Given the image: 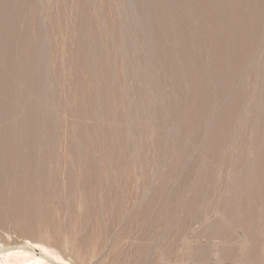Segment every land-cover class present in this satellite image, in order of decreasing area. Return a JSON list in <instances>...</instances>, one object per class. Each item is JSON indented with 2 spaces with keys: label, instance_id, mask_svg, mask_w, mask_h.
I'll list each match as a JSON object with an SVG mask.
<instances>
[{
  "label": "rangeland",
  "instance_id": "1",
  "mask_svg": "<svg viewBox=\"0 0 264 264\" xmlns=\"http://www.w3.org/2000/svg\"><path fill=\"white\" fill-rule=\"evenodd\" d=\"M81 1L82 0H13L14 6H16V3L18 6H16V8L14 7L16 11L13 9L14 12L12 16L10 15L11 18H9L11 33L14 32V35L19 36L20 39L28 37L29 46H31L25 49V53H28V49L31 50L32 46H37V51L40 53L39 57L37 56L34 60L33 65L40 69L39 72H41L43 80H41V85L43 88L40 86V92L35 89L32 90L29 86V81L26 82L27 84L23 90V101L26 102L21 105L26 107L30 106L29 100L36 99L38 95L40 99L43 98L41 101L45 103L42 102V110H44V112L40 110L39 116H44L45 118H47V116L49 117L48 121L44 117H42V119L40 118V126H37V137L39 142L37 143L36 152H34L36 161L77 160V173H74V175L76 174L77 176L75 175L76 178L74 177V179L76 181L78 175L80 176L81 174L83 176L82 180L86 179L85 181H87L86 183L88 184L87 190L89 195L86 197L79 190L75 192L76 195H74V193L72 196L69 195V191L64 192L63 190L62 193H65V195H62L60 198L62 203H60L59 200L57 202V199H51V203L49 202L50 207L47 208V214L51 219V224H54V226H51L52 228L50 227L48 231H45L43 236L47 239L44 238L53 248L59 251L68 260H71L73 264H264V180H260L264 179V171H262L261 168L259 170L258 167V162L264 161V20H262V22L260 21L261 23L259 21V23L252 21L253 23H251L252 26L249 31L252 32L246 37L243 35L245 34L243 30L230 29L233 36L227 38V40L224 38L223 34L219 35L217 32L209 31L210 24L206 21L209 17H206V15L203 17V10H201L202 14L200 10H198L204 8L199 0L198 2L196 0H168L169 6L167 12L169 14L166 13V25L162 27L157 24L158 19L155 15L156 7H153L154 0H150L151 3L147 4V6L150 5L147 8V12L146 7L144 8L140 4V0H113L114 4L112 0H83V3ZM188 2L191 4L194 3V5L192 4L191 6ZM225 2L226 7H231L228 5L227 1ZM134 7L137 9H134ZM171 7L173 9H171ZM195 7L197 11L194 10ZM151 9L154 11H150ZM192 9L194 10V14L192 13ZM138 12L139 15H137ZM183 14H185V17ZM195 14L198 17L194 16ZM180 17L182 19H180ZM262 19H264V14L262 15ZM132 20L135 21L133 22ZM223 20L228 24L226 21L228 20L227 18H223ZM91 21H93V23H91ZM193 21L194 24H192ZM198 23H200V26ZM129 24L130 26H128ZM173 28L174 30H172ZM119 31H122V33ZM203 32H205V34ZM160 33H163L162 35L165 37L164 42L166 45L169 42L166 50L159 47L161 40H159L160 37L158 36ZM212 33L218 35H212ZM34 35H36L35 38ZM209 35H212V37L215 35L217 39H213L223 43L228 42L230 44L231 41L233 47L231 46L228 49H224L212 46V42L216 40H213ZM175 36L176 38H174ZM196 36H200V39ZM144 37L145 39H143ZM79 41H82L81 43H84L83 46H85L81 47L82 44H80ZM148 41L151 45H149ZM171 43H173L174 46L171 45ZM175 43L176 45L178 44L177 47ZM241 44L246 45V49L241 46L246 51L243 50V52V48H240V46L238 47V45ZM82 49L85 51H81ZM175 50L177 51L176 53ZM225 50H227L230 55ZM93 51L95 52L94 56H92ZM221 52L225 55H222ZM5 56H7V54L4 55V57ZM227 56L233 58L231 59ZM219 57L220 59H226L227 63L225 62L226 60L224 63L222 61L223 59L220 61ZM6 58L7 57H5L4 60ZM236 58L238 59L236 60ZM2 59L3 55L0 57V63L3 62ZM215 60L219 62L220 65L216 63ZM106 61L110 64L109 66L112 65V67H108ZM4 63L5 62L1 63L3 64V70L5 69ZM116 64L117 66L115 67ZM104 65L108 67V71H106L107 74L111 73V76L106 75V66ZM118 65L120 68H118ZM100 67L101 69H99ZM137 68L140 69V71L146 70L148 74H146L147 78L149 77L148 82L142 85V87L144 86L143 90L141 86H139L141 83L136 74ZM102 69H104L102 71V73L104 72L103 75L101 73ZM183 69L185 71H183ZM170 70L174 74H172ZM67 71L69 74L66 73ZM130 74L136 75L131 76ZM28 76H30V74H28ZM73 76H76L77 79ZM70 77L71 79H69ZM104 77L108 79L111 78L110 80H112L109 82L107 79L109 87L103 82V85L107 86L106 89H104L105 86L98 84L101 82V78ZM129 77L130 79H128ZM131 79L133 81H131ZM210 81L211 83L208 87ZM89 83L90 85H88ZM236 84L237 86H235ZM100 87H102L101 90L103 89L106 91L104 94L105 96L109 95L108 98H106L107 96L100 95ZM107 88L109 93L112 89L113 91L108 94ZM121 88L123 90H121ZM144 89L146 91H144ZM120 90L124 95L120 94ZM114 91L116 93H114ZM115 94H117V96ZM194 98L196 100H194ZM199 98L203 102H201ZM107 101L109 102L106 103ZM165 108L166 110L163 111ZM45 113L48 114L46 115ZM158 114L161 115L159 116ZM38 127L40 128L38 129ZM140 128L143 129L140 130ZM115 133L117 134L115 135ZM28 149H31L30 145ZM30 151L31 152L27 155L28 158L31 157L30 155L32 154V150ZM109 157H111V159ZM252 166L254 168H252ZM263 167L264 166H262V168ZM62 172H60V174L57 172L58 178L62 179ZM88 173L91 176H88ZM96 176L101 177L96 179ZM65 177L66 174L64 172V180L66 182ZM84 177L85 179H83ZM88 177L90 183L88 182ZM102 177H105V180ZM243 178L246 179V182ZM95 180L99 181L98 188H96L98 185H95ZM106 187H108V189ZM241 188L243 190H241ZM228 201L232 204V207ZM240 202L246 205V211L240 212L236 210L235 207L237 204L239 205ZM90 203H93V205ZM59 207L60 209L58 210ZM223 209L224 211H222ZM38 210L40 209H36L35 207L33 212L36 214ZM223 221L226 222L224 223ZM55 226L58 228L56 229ZM71 226H73V229ZM22 232L24 231L18 228L12 216L8 213L1 212L0 239H2L3 243L12 242L11 246L23 243V237L20 236L23 234ZM219 234L220 236H217ZM83 240L84 242H82ZM40 252L41 251L38 249L36 250V253Z\"/></svg>",
  "mask_w": 264,
  "mask_h": 264
},
{
  "label": "bare ground",
  "instance_id": "2",
  "mask_svg": "<svg viewBox=\"0 0 264 264\" xmlns=\"http://www.w3.org/2000/svg\"><path fill=\"white\" fill-rule=\"evenodd\" d=\"M83 1V0H82ZM81 1V2H82ZM101 1V0H100ZM115 1V0H114ZM129 1V0H128ZM141 1V5L145 8L146 7V12H147V8L150 6H147V4L151 3L150 0H140ZM174 1V0H173ZM177 1V0H176ZM185 1V0H184ZM188 1V0H186ZM195 1V0H194ZM198 2V0H196ZM201 2V5L202 7L204 8H200L198 10H203V17L206 15V17H209L208 20H206L210 26H209V31H213V32H217L219 35H224V38H231L232 35V32H230V29L234 30V29H241L243 30V32L245 34V37L249 34H251L250 31V28L252 26L251 23H253L254 21L256 22H262V15L264 14V0H225L227 1L228 5H230L231 7H226V2L224 0H199ZM27 2V1H26ZM125 2V1H124ZM134 2V1H133ZM132 2V3H133ZM138 2V1H137ZM172 2V1H171ZM179 2V1H178ZM193 2V1H191ZM83 3V2H82ZM97 3V2H96ZM112 3H113V0H112ZM153 3V1H152ZM181 3V2H180ZM190 3V2H188ZM114 4V3H113ZM138 4V3H136ZM155 4V5H154ZM154 4H153V7L155 6L156 7V17H157V24L158 26H165L166 25V21H167V17H166V13L167 10H168V6H169V3H168V0H154ZM171 4V3H170ZM178 4V3H177ZM182 4H183V1H182ZM191 4V3H190ZM189 4V5H190ZM194 5V3H192ZM191 4V6H192ZM198 4V5H199ZM15 4L13 3V0H0V57H2L3 55V62H5V69L3 70L2 68V65L1 62L0 63V214L1 212L2 213H8L10 216H12L14 222L16 223V225L18 226V228L21 230V231H24L22 232L23 234L19 235L21 237H23V243H18L17 245H14V246H11L12 242L10 243H3L2 239H0V264H73L71 260H68L65 256H63L59 251H57L55 248H53L51 246V244L46 240L47 238L45 236H43V234L45 233V231H48L49 228L51 226H54V224L52 225L51 223V219L49 218L48 214H47V208L50 207L49 205V202L52 201L51 199H54L56 200L57 199V202L59 200L60 203L61 200V196L62 195H65V193L63 194V190L64 192H68L69 191V195H73L75 192H77V190H79L80 192H82L84 194V196L86 197L87 195H89V192H88V188H87V181H85V177L83 179L85 180H82V175L80 174V176L78 175V179L75 181L74 177V173H77L76 169H77V160L75 161H36V158H35V154L34 152H36V149H37V143L39 142V139L37 137V126L39 125L40 126V120L42 119V117L44 116H39V112L40 110L42 112H44V110H42V106H43V103L44 101H41L42 99H40L37 95V98L34 99V100H29V104L30 106H21L23 105L24 102L26 101H23V90H24V87L25 85L27 84L26 82L29 81V86L31 87L32 90H37L40 92V86H42V77H41V72L39 68H36L34 65H33V62L34 60L37 58V56L39 57L40 53H38V49H37V46L34 47L32 46L31 47V50L28 49V53L26 54L25 53V49L29 48V42H28V37H25V38H22L20 39L19 36H15L14 35V32L11 33L10 31V27H9V18L10 15L12 16L13 12H14V7L16 8L17 3H16V6H14ZM84 5V4H83ZM95 5V4H94ZM99 5V4H98ZM181 5V4H180ZM188 5V6H189ZM100 6V5H99ZM107 6V5H106ZM135 6V5H134ZM140 6V5H139ZM187 6V7H188ZM200 6V7H201ZM23 7V6H22ZM174 7V6H173ZM178 7V6H177ZM197 7V6H196ZM196 7L194 8V10L197 11ZM101 8V7H100ZM118 8V7H117ZM191 8V7H190ZM198 8V7H197ZM14 9V10H13ZM21 9V8H20ZM98 9V8H97ZM113 9V8H112ZM116 9V7H115ZM134 9H137L134 7ZM171 9H173L171 7ZM185 9V8H184ZM139 10V9H138ZM178 10V9H177ZM189 10V9H188ZM193 10V9H192ZM191 10V11H192ZM194 10H193V14H194ZM16 11V10H15ZM20 11V10H19ZM79 11V10H78ZM109 11V10H108ZM121 11V10H120ZM123 11V9H122ZM121 11V12H122ZM129 11V9H128ZM150 11H154L153 9H151ZM179 11V10H178ZM182 11V10H181ZM104 12V11H103ZM185 12V11H184ZM183 12V13H184ZM199 12V13H200ZM112 13V12H111ZM114 13V12H113ZM131 13V12H130ZM171 13V11H170ZM174 13V12H173ZM191 13V12H190ZM189 13V14H190ZM197 13V12H196ZM198 13V14H199ZM87 14V13H86ZM119 14V13H118ZM121 14V13H120ZM135 14V13H134ZM169 14V13H168ZM179 14V13H178ZM202 14V12H201ZM139 15V12L138 14ZM154 15V14H153ZM152 15V16H153ZM180 15V14H179ZM185 14H183L184 16ZM188 15V14H187ZM191 15V14H190ZM77 16V15H76ZM82 16V15H81ZM85 16H89V15H85ZM100 16V15H99ZM143 16V15H142ZM150 16V15H149ZM182 16V17H183ZM196 16V14L194 15ZM18 17V16H17ZM84 17V16H83ZM91 17V16H90ZM94 17V16H92ZM101 17V16H100ZM104 17V16H103ZM171 17V16H170ZM185 17V16H184ZM183 17V18H184ZM198 17V16H196ZM202 17V16H201ZM205 17V18H206ZM79 18V17H78ZM141 18V17H139ZM223 18H227L228 20L226 24L223 20ZM24 19V18H23ZM95 19V18H94ZM113 19V18H112ZM131 19V18H130ZM136 19V18H135ZM173 19V18H172ZM178 19V18H177ZM180 19H182L180 17ZM187 19V18H186ZM185 19V21H186ZM191 19H194V18H191ZM190 19V20H191ZM243 19V20H241ZM79 20V19H78ZM91 20V19H90ZM93 20V19H92ZM101 20V19H100ZM111 20V19H110ZM124 20V19H123ZM127 20V19H126ZM125 20V21H126ZM129 20V19H128ZM149 20V19H148ZM147 20V21H148ZM133 21V20H132ZM135 21V20H134ZM133 21V22H134ZM138 21V20H137ZM181 21V20H180ZM188 21V20H187ZM195 21V20H194ZM194 21L192 24H194ZM201 21V20H200ZM253 21V22H252ZM86 22V21H85ZM97 22V21H96ZM101 22V21H100ZM142 22V21H141ZM146 22V21H145ZM172 22V21H171ZM182 22V21H181ZM196 22V21H195ZM258 22V23H259ZM260 22V23H261ZM11 23H12V20H11ZM19 23V22H18ZM91 23H93V21H91ZM113 23V22H112ZM119 23V22H118ZM177 23V22H176ZM185 23V22H184ZM189 23V22H188ZM16 24V22H15ZM100 24V23H99ZM111 24V23H110ZM117 24V22H116ZM115 24V26H116ZM120 24V23H119ZM125 24V23H124ZM138 24V23H137ZM141 24V23H140ZM169 24V22H168ZM178 24V23H177ZM183 24V22H182ZM186 24V23H185ZM199 26H200V23H198ZM257 24V23H256ZM85 25V24H84ZM90 25V24H89ZM92 25V24H91ZM149 25V24H148ZM155 25V24H154ZM170 25V24H169ZM173 25V24H172ZM19 26V25H18ZM82 26V25H81ZM107 26V25H106ZM121 26V25H120ZM130 26V24L128 25ZM177 26V25H176ZM175 26V28H176ZM180 26V25H179ZM197 26V25H196ZM195 26V27H196ZM255 26V25H254ZM86 27V26H85ZM90 27V26H89ZM99 27V26H98ZM136 27V26H135ZM146 27V26H145ZM181 27V26H180ZM185 27V26H184ZM202 27V26H201ZM264 27V26H263ZM110 28V27H109ZM154 28V27H153ZM169 28V27H168ZM179 28V27H178ZM199 28V27H198ZM62 29V28H61ZM95 29V28H94ZM127 29V28H126ZM181 29V28H180ZM205 29V28H204ZM254 29V28H253ZM252 29V30H253ZM257 29V28H256ZM77 30V29H76ZM83 30V29H82ZM85 30V29H84ZM92 30V29H90ZM100 30V29H99ZM105 30V29H104ZM155 30V29H154ZM174 30V28L172 29ZM182 30V29H181ZM19 31V30H18ZM114 31V30H113ZM117 31V30H116ZM156 31V30H155ZM208 31V29H207ZM254 31V30H253ZM258 31V30H256ZM24 32V31H23ZM80 32V31H78ZM101 32V30H100ZM109 32V31H108ZM122 33V31H119ZM130 32V30H129ZM170 32V31H169ZM179 32V31H178ZM235 32V31H234ZM249 32V33H248ZM73 33V32H72ZM103 33V31H102ZM131 33V32H130ZM146 33V31H145ZM167 33V32H166ZM176 33V32H175ZM174 33V34H175ZM184 33V32H183ZM205 34V32H203ZM221 33V34H220ZM254 33V32H253ZM16 34V33H15ZM94 34V33H93ZM105 34V33H104ZM108 34V33H107ZM115 34V33H114ZM136 34V33H135ZM154 34V33H152ZM163 33H160L158 37H160L159 40L160 41V45L159 47L160 48H163L166 50L167 48V45L166 43L164 42V38L163 37L164 35H162ZM178 34V33H177ZM187 34V33H186ZM194 34V33H193ZM215 34V33H212V35ZM218 34H215L216 36ZM41 35V34H40ZM99 35V34H98ZM113 35V34H112ZM111 35V36H112ZM147 35V34H145ZM176 35V34H175ZM181 35V34H180ZM179 35V36H180ZM201 35V34H200ZM212 35H209L212 37ZM214 35L213 38H216L217 37ZM239 35V34H238ZM248 35V36H249ZM36 35H34V38H35ZM50 36V35H49ZM73 36V35H72ZM85 36V35H84ZM90 36V35H89ZM171 36V35H170ZM186 36V35H185ZM184 36V37H185ZM191 36V35H190ZM208 36V37H209ZM242 36V35H240ZM256 36V35H255ZM260 36V35H259ZM80 37V36H79ZM113 37V36H112ZM136 37V36H135ZM188 37V35H187ZM197 37V36H196ZM200 37V36H199ZM197 37V38H199ZM220 37V36H219ZM244 37V36H243ZM253 37V36H252ZM263 37V36H262ZM44 38V37H42ZM76 38V37H75ZM108 38V37H107ZM132 38V37H131ZM137 38V37H136ZM152 38V37H151ZM176 38V36L174 37ZM186 38V37H185ZM192 38V37H191ZM80 39V38H79ZM98 39V38H97ZM100 39V38H99ZM145 39V37L143 38ZM168 39V38H166ZM181 39H182V36H181ZM200 39V38H199ZM207 39V38H206ZM211 39V38H210ZM216 39H213V40H216ZM22 40V41H21ZM47 40V39H46ZM84 40V39H83ZM122 40V39H120ZM137 40V39H136ZM135 40V41H136ZM148 40V39H147ZM184 40V38H183ZM182 40V41H183ZM225 40V39H224ZM223 40V41H224ZM228 40V39H227ZM247 40V39H246ZM245 40V41H246ZM145 41V40H144ZM152 41V40H151ZM226 41V40H225ZM230 41V39H229ZM254 41V40H253ZM47 42V41H46ZM80 42V41H79ZM82 42V41H81ZM81 47L83 46L84 43H81ZM90 42V41H89ZM122 42V41H120ZM134 42V41H133ZM149 42V41H148ZM186 42V41H185ZM188 42V41H187ZM203 42V41H202ZM41 43V42H40ZM49 43V42H48ZM58 43V42H57ZM87 43V42H86ZM93 43V42H92ZM114 43V42H113ZM207 43V42H205ZM260 43V42H259ZM33 44V43H32ZM45 44V43H43ZM130 44V43H129ZM134 44V43H132ZM141 44V43H140ZM148 44V43H146ZM190 44V43H189ZM211 44V43H210ZM262 44V43H261ZM260 44V46H261ZM34 45V44H33ZM50 45V44H49ZM79 45V44H78ZM149 45H151V43L149 42ZM157 45V46H158ZM171 45H173V43H171ZM170 45V47H171ZM176 45V43H175ZM180 45V43H179ZM186 45V43H185ZM188 45V44H187ZM195 45V44H194ZM193 45V46H194ZM248 45V44H247ZM53 46V45H52ZM57 46V45H56ZM60 46V45H59ZM85 46V45H84ZM83 46V47H84ZM92 46V44H91ZM96 46V44H95ZM102 46V45H101ZM128 46V45H127ZM132 46V45H131ZM156 46V47H157ZM174 46V45H173ZM178 46V44L176 45V47ZM184 46V45H183ZM182 46V47H183ZM199 46V45H198ZM201 46V45H200ZM212 46H215V47H220V48H224V49H228L229 47L232 46L231 44V41H230V44L228 42H221V41H214L212 42ZM240 46V48H245V44H241V45H238V47ZM243 46V47H241ZM252 46V45H250ZM75 47V46H74ZM88 47V46H87ZM90 47V46H89ZM106 47V46H105ZM104 47V48H105ZM116 47V46H115ZM135 47V46H134ZM146 47V45H145ZM150 47V46H149ZM148 47V48H149ZM169 47V48H170ZM233 47V46H232ZM249 47V46H248ZM254 47V46H252ZM120 48V47H119ZM123 48V47H122ZM147 48V47H146ZM210 48V47H209ZM244 48L242 49V51L244 50ZM41 49V47H40ZM91 49V48H90ZM93 49V48H92ZM172 49V48H171ZM185 49V48H184ZM206 49V48H205ZM239 49V48H238ZM246 49V48H245ZM55 50V49H54ZM98 50V48H97ZM112 50V49H111ZM118 50V49H117ZM143 50V48H142ZM150 50V49H149ZM155 50V49H154ZM195 50V49H194ZM41 51V50H40ZM51 51V50H50ZM81 51H85L84 49H82ZM80 51V52H81ZM102 51V50H101ZM119 51V50H118ZM126 51V50H124ZM148 51V50H147ZM183 51V50H182ZM202 51V50H201ZM217 51V50H216ZM215 51V52H216ZM223 51V49H222ZM227 53L228 51L225 50ZM246 51V50H244ZM243 51V52H244ZM46 52V51H45ZM96 52H99V51H96ZM122 52V51H121ZM136 52V51H135ZM145 52V51H144ZM177 51L175 50V53ZM184 52V51H183ZM191 52V51H190ZM209 52V51H207ZM211 52V51H210ZM225 52V53H226ZM242 52V53H243ZM55 53V52H54ZM83 53V52H81ZM89 53V52H88ZM101 53V52H100ZM143 53V52H142ZM153 53V52H152ZM155 53V51H154ZM181 53V52H180ZM202 53V52H201ZM222 55H225L223 54V52H221ZM226 53V54H227ZM241 53V54H242ZM247 53V52H246ZM252 53V52H251ZM2 54V55H1ZM5 57H7L5 60H4V55H6ZM73 54V53H72ZM92 56H94L95 52L93 51L92 52ZM122 54V53H121ZM120 54V55H121ZM129 54V53H128ZM127 54V55H128ZM131 54V52H130ZM167 54V53H166ZM203 54V53H202ZM210 54V53H209ZM217 54V53H216ZM229 54V53H228ZM42 55V54H41ZM85 55V54H84ZM87 55V54H86ZM156 55V54H155ZM219 55V54H218ZM221 55V56H222ZM230 55V54H229ZM264 55V54H263ZM262 55V56H263ZM43 56V55H42ZM50 56V55H49ZM71 56V55H70ZM90 56V57H92ZM116 56V55H115ZM119 56V55H117ZM129 56V55H128ZM134 56V55H133ZM167 56V55H165ZM207 56V55H206ZM240 56V55H239ZM82 57V56H81ZM86 57H89V56H86ZM96 57V56H95ZM124 57V56H123ZM150 57V56H149ZM158 57H159V54H158ZM179 57V56H178ZM218 57V56H217ZM228 57V56H227ZM230 57V56H229ZM228 57V58H229ZM257 57V56H256ZM93 58V57H92ZM97 58V57H96ZM135 58V57H134ZM139 58V57H138ZM147 58V57H145ZM155 58V57H154ZM172 58V56H171ZM175 58V57H174ZM173 58V59H174ZM216 58V57H215ZM231 58V57H230ZM233 58V57H232ZM231 58V59H232ZM248 58V57H247ZM262 58V57H261ZM95 59V58H94ZM93 59V60H94ZM118 59V58H117ZM123 59V58H122ZM153 59V58H152ZM159 59V58H158ZM190 59V58H189ZM220 59V57H219ZM223 59V58H221ZM220 59V61H221ZM238 58H236L237 60ZM240 59V58H239ZM251 59V58H250ZM263 59V58H262ZM261 59V60H262ZM70 60V59H69ZM109 60V59H108ZM128 60V59H127ZM150 60V59H149ZM179 60V58H178ZM192 60V59H191ZM201 60V59H200ZM226 60V59H225ZM224 59L222 60L223 62L225 61ZM229 60V59H228ZM234 60V59H233ZM248 60V59H247ZM259 60V59H258ZM97 61V60H96ZM137 61V60H136ZM164 61V60H163ZM184 61V60H183ZM210 61V60H209ZM216 61V60H215ZM232 61V60H231ZM242 61V59H241ZM260 61V60H259ZM37 62V61H36ZM98 62V61H97ZM188 62V61H187ZM204 62V61H203ZM227 63V60L225 61ZM224 62V63H225ZM251 62V61H250ZM87 63V62H86ZM93 63V62H92ZM107 63V61H106ZM111 63V62H110ZM155 63V61H154ZM161 63V62H160ZM216 63H218L220 65L219 62L216 61ZM222 63V62H221ZM232 63V62H231ZM94 64V63H93ZM97 64V63H96ZM108 64V67H112L109 66L110 64ZM119 64V63H118ZM132 64V63H131ZM148 64V63H147ZM169 64V63H168ZM178 64V63H177ZM185 64V63H184ZM187 64V63H186ZM194 64V63H193ZM209 64V63H208ZM217 64V65H218ZM261 64V62H260ZM46 65V64H44ZM77 65V64H76ZM100 65V64H99ZM128 65V64H127ZM175 65V64H174ZM183 65V64H182ZM205 65V64H204ZM215 65V64H214ZM248 65V64H247ZM254 65V64H253ZM263 65V64H262ZM106 66V65H104ZM114 66V65H113ZM117 66V64L115 65V67ZM129 66V65H128ZM177 66V65H176ZM208 66V65H207ZM228 66V64H227ZM106 66V69L105 71L107 70L108 68ZM114 67V68H115ZM161 67V65H160ZM164 67V66H163ZM167 67V66H166ZM180 67V66H179ZM188 67V66H187ZM189 67H190V64H189ZM192 67V66H191ZM198 67H199V64H198ZM205 67V66H204ZM247 67V66H246ZM255 67V66H254ZM261 67V66H260ZM90 68V67H88ZM104 68V67H103ZM113 68V69H114ZM118 68L119 65H118ZM124 68V67H123ZM126 68V67H125ZM151 68V67H150ZM158 68V67H157ZM165 68V67H164ZM172 68V67H171ZM185 68V67H184ZM244 68V67H243ZM258 68V67H257ZM69 69V68H68ZM101 69V67L99 68ZM98 69V70H99ZM112 69V68H111ZM191 69V68H190ZM221 69V68H220ZM247 69V68H246ZM250 69V68H249ZM263 69V68H262ZM104 69L101 70V73ZM110 70V69H109ZM128 70V69H127ZM145 70V69H144ZM159 70V69H158ZM180 70V69H179ZM197 70V69H196ZM205 70V69H204ZM213 70V69H212ZM239 70V69H238ZM50 71V69H49ZM95 71V70H94ZM108 71V70H107ZM107 71L105 72L106 75H109L107 74ZM110 71H113V70H110ZM109 71V72H110ZM115 71V69H114ZM125 71V70H124ZM157 71V70H156ZM176 71V70H175ZM183 71H185L183 69ZM215 71V70H214ZM245 71V70H244ZM259 71V70H258ZM46 72V70H45ZM51 72V71H50ZM76 72V71H74ZM100 72V71H99ZM117 72V71H116ZM131 72V71H130ZM133 72V71H132ZM136 74H137V77L138 79L140 80V83L141 85V88L143 90V87L142 85H145V83L148 82V78H147V71H140V69L137 68L136 70ZM170 72L172 73V71L170 70ZM169 72V74H170ZM178 72V71H177ZM211 72V71H210ZM68 73V71L66 72ZM94 73V72H93ZM104 73V72H103ZM102 73V75H103ZM135 73V72H134ZM199 73H202V72H199ZM248 73V72H247ZM28 74H30V76H28ZM69 74V73H68ZM100 74V73H99ZM115 74V73H114ZM135 74V75H136ZM147 74V75H146ZM174 74V73H172ZM205 74V73H204ZM239 74V73H237ZM259 74V73H258ZM66 75V74H65ZM84 75V74H83ZM118 75V74H117ZM131 75V74H130ZM129 75V76H130ZM134 75V74H132ZM131 75V76H132ZM134 75V76H135ZM166 75V73H165ZM171 75V74H170ZM186 75V74H185ZM226 75V74H225ZM240 75V74H239ZM255 75V74H254ZM257 75V74H256ZM60 76V75H59ZM108 76V77H109ZM113 76V75H112ZM154 76V74H153ZM161 76V75H160ZM174 76V75H173ZM195 76V75H194ZM203 76V75H202ZM216 76V75H215ZM230 76V75H229ZM243 76V75H242ZM245 76V74H244ZM58 77V76H57ZM76 78V76H73ZM91 77V76H90ZM102 77V76H101ZM114 77V76H113ZM121 77H122V74H121ZM162 77V76H161ZM214 77V76H213ZM232 77V76H231ZM259 77V76H258ZM89 78V77H88ZM105 78V77H104ZM101 78V82L102 84L98 83L99 85L101 86H105L103 85V82L108 86V80L109 82L112 81L108 78ZM132 78V77H131ZM157 78V77H156ZM165 78V77H164ZM181 78V77H180ZM208 78V77H207ZM216 78V77H215ZM222 78V77H220ZM236 78V77H235ZM55 79V78H54ZM71 79V77L69 78ZM77 79V78H76ZM104 79V80H103ZM108 79V80H107ZM130 79V77L128 78ZM151 79V78H150ZM160 79V78H159ZM212 79V78H211ZM225 79V78H224ZM231 79V78H229ZM228 79V80H229ZM42 80V81H41ZM88 80V79H87ZM86 80V82H87ZM91 80V79H90ZM94 80V79H93ZM122 80V78H121ZM162 80V79H161ZM169 80V79H168ZM173 80V78H172ZM175 80V79H174ZM187 80V79H186ZM239 80V79H238ZM66 81V80H65ZM76 81V80H75ZM126 81V80H125ZM131 81H133L131 79ZM138 81V80H137ZM153 81V80H152ZM191 81V80H190ZM204 81V80H203ZM213 81V79H212ZM227 81V80H225ZM230 81V80H229ZM169 82V81H168ZM187 82V81H186ZM216 82H220V81H216ZM244 82V81H243ZM57 83V82H56ZM82 83V82H81ZM117 83V82H116ZM153 83V82H152ZM159 83V82H158ZM171 83V82H170ZM210 83L211 81L209 82V85L208 87L210 86ZM213 83V82H212ZM248 83V82H247ZM256 83V82H255ZM65 84V83H64ZM94 84V83H93ZM113 84V82H112ZM138 84V83H137ZM168 84V83H166ZM186 84V83H184ZM224 84V82H223ZM226 84V83H225ZM246 84V83H245ZM257 84V83H256ZM90 85V83L88 84ZM121 85V84H120ZM124 85V84H122ZM163 85V84H162ZM191 85V84H190ZM189 85V86H190ZM198 85V84H197ZM195 85V86H197ZM74 86V85H73ZM76 86V85H75ZM104 89H106V87ZM132 86V85H131ZM136 86V85H135ZM138 86V87H139ZM157 86V85H156ZM155 86V87H156ZM166 86V85H165ZM187 86V85H185ZM184 86V87H185ZM204 86V85H203ZM237 86V84L235 85ZM257 86V85H256ZM109 87V86H108ZM112 87V85H111ZM110 87V89H111ZM122 87V86H121ZM128 87V86H127ZM137 87V86H136ZM153 87V86H152ZM159 87V86H158ZM205 87V86H204ZM207 87V86H206ZM217 87V85H216ZM232 87V86H231ZM243 87V86H242ZM27 88V87H26ZM43 88V86H42ZM70 88V87H69ZM96 88V87H95ZM99 88V87H98ZM102 87H100V90H101ZM135 88V87H134ZM140 88V89H141ZM213 88V87H212ZM237 88V87H235ZM28 89V88H27ZM52 89V88H51ZM67 89V88H66ZM87 89V88H86ZM89 89V88H88ZM93 89V88H92ZM124 89V87H123ZM121 88V90H123ZM151 89V88H150ZM167 89V88H166ZM190 89V88H189ZM188 89V90H189ZM206 89V88H204ZM220 89V88H219ZM77 90V89H76ZM103 90V89H102ZM102 90L100 92V95L101 96H105V90H103V93H102ZM121 90H120V94L121 93ZM127 90V89H126ZM134 90V89H133ZM137 90V89H136ZM152 90V89H151ZM224 90V89H223ZM222 90V91H223ZM226 90V89H225ZM239 90V89H238ZM246 90V89H245ZM31 91V90H30ZM67 91V90H66ZM75 91V90H74ZM108 88H107V93L110 94L113 89L110 91V93L108 92ZM116 91V90H115ZM114 91V93H116ZM144 91H146L144 89ZM160 91V90H159ZM211 91V90H210ZM230 91V90H229ZM255 91V90H254ZM253 91V92H254ZM260 91V90H259ZM97 92H98V89H97ZM124 92H125V89H124ZM130 92V91H129ZM161 92V91H160ZM177 92V91H176ZM197 92V91H196ZM32 93V91H31ZM71 93V92H70ZM77 93V92H76ZM106 93V94H107ZM118 93V92H117ZM150 93V92H149ZM156 93V92H155ZM159 93V92H158ZM164 93V92H163ZM162 93V94H163ZM175 93V92H174ZM173 93V94H174ZM200 93V92H199ZM212 93V91H211ZM97 94V93H96ZM127 94V93H126ZM125 94V96H126ZM134 94V93H132ZM178 94V93H177ZM202 94V93H201ZM222 94V93H221ZM117 96V94H115ZM124 95V94H122ZM129 95V94H128ZM144 95V94H143ZM182 95V94H181ZM185 95V94H184ZM216 95V94H215ZM231 95V94H230ZM235 95V94H234ZM41 96V94H40ZM93 96V95H92ZM107 96V97H106ZM105 97L108 98L109 95H106ZM120 96V95H119ZM124 96V97H125ZM132 96V95H130ZM134 96V95H133ZM146 96V95H145ZM157 96V95H156ZM163 96V95H162ZM222 96V95H221ZM229 96V95H228ZM227 96V97H228ZM249 96V95H248ZM251 96V95H250ZM54 97V96H53ZM144 97V96H143ZM161 97V96H160ZM230 97V96H229ZM68 98V97H67ZM70 98V96H69ZM73 98V97H72ZM75 98V96H74ZM104 98V99H106ZM129 98V97H128ZM135 98V96H134ZM133 98V99H134ZM156 98V97H155ZM174 98V97H173ZM182 98V97H181ZM189 98V97H188ZM196 98V97H195ZM194 98V100H196ZM201 98V96H200ZM199 98V99H200ZM225 98V97H224ZM71 99V98H70ZM77 99V98H76ZM95 99V98H94ZM101 99V98H100ZM138 99V98H137ZM141 99V98H140ZM202 99V98H201ZM200 99V101H201ZM231 99V98H230ZM252 99V98H251ZM73 100V99H72ZM108 100V99H107ZM129 100V99H128ZM131 100V99H130ZM156 100V99H155ZM161 100V99H159ZM203 100V99H202ZM246 100V99H245ZM257 100V99H256ZM93 101V100H92ZM102 101V100H101ZM104 101V100H103ZM135 101V99H134ZM150 101V100H149ZM152 101V99H151ZM183 101V100H181ZM179 101V102H181ZM188 101V100H187ZM206 101V100H205ZM217 101V100H216ZM228 101V100H227ZM238 101V100H237ZM253 101V100H252ZM43 102V103H42ZM71 102V101H70ZM109 101H107L106 103H108ZM116 102V101H115ZM119 102V101H118ZM124 102V101H123ZM132 102V101H131ZM137 102V101H136ZM141 102V101H140ZM162 102V101H161ZM203 102V101H201ZM256 102V101H255ZM67 103V102H66ZM75 103V101H74ZM81 103V102H80ZM100 103V102H99ZM104 103V104H106ZM121 103V102H120ZM130 103V102H129ZM151 103V102H150ZM176 103V102H175ZM182 103V102H181ZM184 103V102H183ZM217 103V102H216ZM225 103V101H224ZM231 103V102H230ZM258 103V102H257ZM262 103V102H261ZM45 104V103H44ZM135 104V103H134ZM138 104V103H137ZM154 104V103H153ZM157 104V103H156ZM200 104V103H199ZM205 104V103H203ZM215 104V103H213ZM109 105V104H108ZM117 105V104H116ZM122 105V104H121ZM151 105V104H150ZM183 105V104H182ZM256 105V104H255ZM45 106V105H44ZM75 106V105H74ZM110 106V105H109ZM112 106V105H111ZM124 106V105H122ZM139 106V105H138ZM160 106V105H158ZM201 106V105H200ZM23 107V108H22ZM93 107V106H92ZM107 107V106H106ZM105 107V108H106ZM121 107V106H119ZM118 107V108H119ZM132 107V106H130ZM148 107V106H147ZM163 107V106H162ZM205 107V106H204ZM223 107V106H222ZM255 107V106H254ZM53 108V107H52ZM96 108V107H95ZM125 108V107H124ZM123 108V109H124ZM150 108V107H149ZM259 108V107H258ZM97 109V108H96ZM111 109V108H110ZM161 109V107H160ZM179 109V108H178ZM215 109V108H214ZM217 109V108H216ZM46 110V109H45ZM73 110V109H72ZM76 110V109H75ZM100 110V109H99ZM98 110V111H99ZM103 110V109H102ZM119 110V109H118ZM128 110V109H127ZM130 110V108H129ZM166 110L163 109V111ZM184 110V109H183ZM242 110V109H241ZM252 110V109H251ZM47 111V110H46ZM65 111V110H64ZM137 111V110H136ZM188 111V110H187ZM218 111V110H217ZM49 112V111H48ZM69 112V111H68ZM93 112V110H92ZM124 112V111H123ZM127 112V111H125ZM132 112V111H131ZM145 112V111H144ZM154 112V111H153ZM178 112V110H177ZM189 112V111H188ZM213 112V111H212ZM211 112V113H212ZM226 112V111H225ZM244 112V111H243ZM50 113V112H49ZM73 113V112H72ZM129 113V112H128ZM136 113V112H135ZM149 113V112H148ZM197 113H198V109H197ZM214 113V112H213ZM41 114V113H40ZM46 115L48 113H45ZM58 114V112H57ZM103 114V113H102ZM113 114V113H111ZM117 114V113H116ZM157 114V113H156ZM162 114V113H161ZM160 114V115H161ZM169 114V113H168ZM188 114V113H187ZM218 114V113H217ZM257 114V113H256ZM264 114V112H263ZM44 115V114H42ZM159 115V114H158ZM159 115V116H160ZM164 115V114H163ZM253 115V114H252ZM65 116V115H64ZM108 116V115H107ZM127 116V115H126ZM124 116V117H126ZM134 116V114H133ZM149 116V115H148ZM155 116V115H154ZM254 116V115H253ZM263 116V115H262ZM69 117V116H68ZM67 117V118H68ZM76 117V116H75ZM80 117V116H79ZM103 117V115H102ZM109 117V116H108ZM143 117V116H142ZM162 117V116H161ZM185 117V116H184ZM199 117V116H198ZM217 117V116H216ZM41 118V119H40ZM45 118V117H44ZM48 116L47 118H45L47 121H48ZM127 118V117H126ZM135 118H136V115H135ZM153 118V117H152ZM159 118V117H157ZM169 118V117H168ZM204 118V117H203ZM90 119V118H89ZM115 119V118H113ZM129 119V118H128ZM161 119V118H160ZM254 119V118H253ZM50 120V119H49ZM79 120V118H78ZM84 120V119H83ZM127 120V119H126ZM158 120V119H157ZM260 120V119H259ZM163 121V120H162ZM182 121V120H181ZM202 121V120H201ZM209 121V119H208ZM246 121V120H245ZM261 121V120H260ZM45 122V121H44ZM43 122V123H44ZM59 122V121H58ZM75 122V121H74ZM77 122V121H76ZM91 122V121H89ZM88 122V123H89ZM134 122V121H133ZM211 122V121H210ZM39 123V124H38ZM71 123V121H70ZM80 123V122H79ZM99 123V122H98ZM168 123V122H167ZM236 123V122H235ZM234 123V124H235ZM245 123V122H244ZM75 124V123H74ZM92 124V123H91ZM106 124V123H105ZM146 124V123H145ZM152 124V123H151ZM202 124V123H201ZM205 124V123H204ZM233 124V125H234ZM238 124V123H237ZM260 124V123H259ZM258 124V125H259ZM72 125V123H71ZM89 125V124H88ZM99 125V124H97ZM133 125V123H132ZM137 125V124H136ZM164 125V124H163ZM221 125V124H220ZM247 125V124H246ZM92 126V125H91ZM90 126V127H91ZM106 126V125H105ZM135 126V124H134ZM188 126V125H187ZM111 127V126H110ZM130 127V126H129ZM141 127V126H140ZM152 127V126H151ZM237 127V126H236ZM241 127V126H240ZM254 127V126H253ZM40 127H38L39 129ZM76 128V127H75ZM82 128V127H81ZM116 128V127H115ZM121 128V127H120ZM119 128V130H120ZM125 128V127H124ZM147 128V127H146ZM158 128V127H157ZM233 128V127H232ZM243 128V127H242ZM65 129V128H64ZM105 129V128H104ZM117 129V128H116ZM115 129V130H116ZM126 129V128H125ZM130 129V128H129ZM135 129V128H133ZM143 129V128H140V130ZM149 129V128H148ZM151 129V128H150ZM185 129V128H184ZM188 129V128H187ZM190 129V128H189ZM228 129V128H227ZM234 129V128H233ZM70 130V129H69ZM87 130V128H86ZM99 130V128H98ZM123 130V129H122ZM139 130V129H138ZM161 130V129H160ZM173 130V129H172ZM203 130V129H202ZM243 130V129H242ZM74 131V130H73ZM101 132V130H99ZM118 131V130H116ZM127 131V130H126ZM130 131V130H129ZM197 131V130H196ZM142 132V131H141ZM173 132V131H172ZM208 132V131H207ZM99 133V132H98ZM112 133V132H111ZM146 133V132H145ZM204 133V131H203ZM68 134V133H67ZM117 133H115L116 135ZM153 134V133H152ZM157 134V133H156ZM50 135V134H49ZM193 135V133H192ZM200 135V134H199ZM207 135V134H206ZM255 135V134H254ZM253 135V136H254ZM76 136V135H75ZM83 136V135H82ZM90 136V135H89ZM94 136V135H93ZM96 136V134H95ZM202 136V135H201ZM100 137V136H99ZM134 137V136H133ZM188 137V136H187ZM205 137V135H204ZM264 137V136H263ZM46 138V137H45ZM101 138V137H100ZM103 138V137H102ZM142 138V137H140ZM193 138V137H192ZM239 138V137H238ZM255 138V137H254ZM258 138V137H257ZM61 139V138H60ZM67 139V138H66ZM113 139V138H112ZM133 139V138H132ZM131 139V140H132ZM197 139V138H196ZM91 140V139H90ZM122 140V139H121ZM239 140V139H238ZM245 140V138H244ZM252 140V139H251ZM62 141V140H61ZM141 141V140H140ZM145 141V140H144ZM98 142V141H97ZM101 142V141H99ZM110 142V141H109ZM204 142V141H203ZM67 143V142H66ZM199 143V142H198ZM212 143V142H211ZM263 143V142H262ZM63 144V142H62ZM98 144V143H97ZM108 144V143H107ZM123 144V143H122ZM151 144V142H150ZM195 144V143H194ZM206 144V143H205ZM31 146V149L32 150V154L30 155L31 157L28 158V153L31 152L29 149H28V146ZM60 145V144H59ZM68 145V144H67ZM79 145V144H78ZM82 145V144H81ZM92 145V144H91ZM135 145V144H134ZM172 145V144H171ZM197 145V144H196ZM255 145V144H254ZM70 146V145H69ZM96 146V145H95ZM88 147V146H86ZM117 147V146H116ZM154 147V146H153ZM191 147V146H190ZM49 148V147H48ZM82 148V147H81ZM97 148V147H96ZM139 148V146H138ZM204 148V147H203ZM59 149V148H58ZM95 149V148H94ZM98 149V148H97ZM101 149V148H100ZM123 149V148H122ZM140 149V148H139ZM81 150V149H80ZM85 150V149H84ZM92 150V149H91ZM107 150V149H106ZM112 150V149H111ZM152 150V149H151ZM169 150V149H168ZM77 151H78V148H77ZM83 151V150H82ZM95 151V150H94ZM93 151V152H94ZM119 151V150H118ZM117 151V152H118ZM121 151V150H120ZM126 151V150H125ZM155 151V150H154ZM209 151V150H208ZM92 152V151H91ZM100 152V151H98ZM111 152V151H109ZM139 152V151H138ZM147 152V151H146ZM205 152V151H204ZM203 152V153H204ZM226 152V151H225ZM66 153V152H65ZM108 153V152H107ZM126 153V152H124ZM61 154V153H60ZM72 154V153H71ZM102 154V153H101ZM114 154V153H113ZM120 154V153H119ZM139 154V153H138ZM165 154V153H164ZM229 154V153H228ZM227 154V155H228ZM79 155V154H78ZM96 155V154H95ZM100 155V154H99ZM158 155V154H157ZM179 155V154H177ZM200 155V154H199ZM209 155V154H208ZM69 156V155H68ZM102 156V155H100ZM205 156V155H204ZM226 156V155H225ZM57 157V156H56ZM66 157V156H64ZM72 157V156H71ZM75 158V157H74ZM105 158V157H103ZM111 159V157H109ZM125 158V157H124ZM134 158V156H133ZM163 158V157H162ZM65 159V158H64ZM81 159V158H80ZM145 159V158H144ZM157 159V158H156ZM97 160V159H96ZM106 160V159H105ZM115 160V159H114ZM89 161V160H88ZM91 161V160H90ZM116 161V160H115ZM118 161V160H117ZM147 161V160H146ZM177 161V160H176ZM206 161V160H205ZM256 161V160H255ZM103 162V161H101ZM105 162V161H104ZM128 162V161H127ZM132 162V161H131ZM187 162V161H186ZM237 162V161H236ZM249 162V161H248ZM82 163V162H81ZM100 163V161H99ZM110 163V161H109ZM124 163V162H123ZM85 164V163H84ZM97 164V163H96ZM105 164V163H103ZM180 164V163H179ZM235 164V163H234ZM106 165V164H105ZM108 165V164H107ZM116 165V164H115ZM149 165V164H148ZM229 165V164H228ZM256 165V164H255ZM130 166V165H129ZM158 166V165H157ZM178 166V165H177ZM212 166V165H211ZM236 166V165H235ZM262 166H264V161H259L258 162V167H259V170L260 168L263 170ZM84 167V166H83ZM89 167V166H88ZM210 167V166H209ZM234 167V166H233ZM251 167V166H250ZM80 168V167H79ZM252 168H254L252 166ZM94 169V168H93ZM92 169V170H93ZM251 169V168H250ZM249 169V170H250ZM116 170V169H115ZM122 170H125V169H122ZM207 170V169H206ZM213 170V169H212ZM229 170V169H228ZM227 170V171H228ZM244 170V169H242ZM64 171L65 174H66V182L64 180ZM82 171H85V170H82ZM101 171V170H99ZM99 171H98V174H99ZM120 171V170H119ZM159 171V170H158ZM205 171V170H204ZM234 171V170H233ZM57 172H62V179L61 178H58L57 176ZM110 172V171H109ZM115 172V171H114ZM118 172V171H117ZM116 172V174H117ZM138 172V171H137ZM242 172V171H241ZM244 172V171H243ZM84 173V172H83ZM90 173V172H89ZM88 173V174H89ZM97 173V172H96ZM159 173V172H158ZM240 173V172H239ZM249 173V172H247ZM87 174V173H86ZM85 174V175H86ZM93 174V173H92ZM113 174V173H112ZM134 174V173H133ZM136 174V173H135ZM251 175V174H250ZM259 175V174H258ZM61 176V175H60ZM77 176V175H76ZM88 176H91L90 174ZM108 176V175H107ZM118 176V175H117ZM130 176V175H129ZM134 176V175H133ZM132 176V177H133ZM211 176V175H210ZM248 176V175H246ZM101 177V176H100ZM100 177H97L96 176V179L97 178H100ZM146 177V176H145ZM76 178V177H75ZM91 178V177H90ZM95 178V176H94ZM103 178V177H102ZM105 178V177H104ZM103 178V179H104ZM109 178V177H108ZM117 178V177H116ZM120 178V177H119ZM213 178V177H212ZM246 178V177H245ZM80 179V181H79ZM88 179V182H89V177L87 178ZM240 179V178H239ZM244 179V178H243ZM105 180V179H104ZM115 180V179H113ZM121 180V179H120ZM128 180H129V177H128ZM127 180V181H128ZM132 180V179H131ZM139 180V179H138ZM260 180H264V179H260ZM259 180V181H260ZM96 181V180H95ZM94 181V182H95ZM116 181V180H115ZM126 181V180H125ZM201 181V180H200ZM237 181V180H236ZM241 181V180H240ZM239 181V182H240ZM244 181L246 182V179H244ZM248 181V180H247ZM253 181V180H252ZM257 181V180H256ZM78 182V183H77ZM98 182L99 181H96L95 185H98ZM114 182V181H113ZM117 182V181H116ZM120 182V181H119ZM199 182V181H198ZM230 182V181H229ZM235 182V181H234ZM251 182V181H249ZM90 183V182H89ZM105 183V182H103ZM132 183V182H131ZM232 183V182H231ZM107 184V183H106ZM128 184V183H126ZM241 184V183H240ZM246 184V183H245ZM94 185V184H93ZM101 185V184H100ZM108 185V184H107ZM116 185V183H115ZM114 185V186H115ZM131 185V184H130ZM234 185V183H233ZM244 185V184H243ZM252 185V183H251ZM258 185V183H257ZM256 185V186H257ZM92 186V185H91ZM90 186V187H91ZM129 186V185H128ZM263 186V185H262ZM89 187V186H88ZM99 185L96 187L98 188ZM116 187V186H115ZM118 187H119V184H118ZM245 187V185H244ZM243 187V189H244ZM255 187V186H253ZM260 187V186H258ZM92 188V187H91ZM95 188V189H96ZM104 188V187H103ZM108 189V187H106ZM196 188V187H195ZM93 189V188H92ZM241 188V190H243ZM246 189V187H245ZM244 189V191H245ZM252 189V187H251ZM99 190V189H98ZM126 190V188H125ZM130 190H131V187H130ZM129 190V191H130ZM194 190V189H193ZM207 190V189H206ZM247 190V189H246ZM90 191V189H89ZM94 191V190H93ZM103 191V190H102ZM111 191V190H110ZM127 191V190H126ZM202 191V190H201ZM239 191V190H238ZM104 192V191H103ZM131 192V191H130ZM203 192V191H202ZM205 192V191H204ZM241 192V191H240ZM96 193V192H95ZM129 193V192H128ZM244 193V192H243ZM246 193V192H245ZM254 193V191H253ZM91 194V192H90ZM101 194V193H100ZM106 194V193H105ZM134 194V193H133ZM190 194V193H189ZM76 195V193L74 194ZM109 195V194H108ZM115 195V194H114ZM129 195V194H128ZM127 195V196H128ZM205 195V194H204ZM243 195V194H242ZM241 195V196H242ZM251 195V194H250ZM259 195V194H258ZM68 196V194H67ZM102 196V195H101ZM139 196V195H138ZM208 196V195H207ZM233 196V195H232ZM245 196V195H244ZM243 196V198H244ZM66 197V196H65ZM69 197V196H68ZM67 197V198H68ZM77 197V196H76ZM75 197V198H76ZM113 197V196H112ZM120 197V195H119ZM132 197V196H131ZM201 197H202V194H201ZM99 198V197H98ZM115 198V197H114ZM134 198V197H133ZM187 198V197H186ZM203 198V197H202ZM234 198V197H233ZM240 198V197H239ZM246 198V197H245ZM251 198V197H250ZM63 199V198H62ZM88 199V198H87ZM107 199V198H106ZM158 199V198H157ZM223 199V198H222ZM231 199V197H230ZM70 200V199H69ZM89 200V199H88ZM94 200V199H93ZM98 200V199H97ZM119 200V199H118ZM128 200V199H127ZM134 200V199H133ZM132 200V201H133ZM149 200V199H148ZM203 200V199H202ZM232 200V199H231ZM235 200V199H234ZM241 200V199H240ZM239 200V201H240ZM246 200V199H245ZM252 200V199H251ZM99 201V200H98ZM108 201V200H107ZM129 201V200H128ZM144 201V200H143ZM180 201V200H179ZM238 201V200H236ZM243 201V200H242ZM247 201V200H246ZM79 202V201H78ZM95 202V201H94ZM110 202V201H108ZM121 202V201H120ZM134 202V201H133ZM141 202V201H140ZM51 203V202H50ZM100 203V202H98ZM138 203V202H137ZM143 203V202H142ZM227 203V202H226ZM228 203H230L228 201ZM227 203V204H228ZM234 203V201H233ZM243 203V202H242ZM241 202L239 203V205L237 204V206L235 207L236 210H239L240 212H244L246 211V205L245 204H242ZM55 204H58V203H55ZM91 204V203H90ZM108 204V203H107ZM122 204H125V203H122ZM146 204V203H145ZM186 204V203H185ZM189 204V203H188ZM192 204V203H191ZM194 204V203H193ZM196 204V203H195ZM222 204V203H221ZM225 204V203H224ZM231 204V203H230ZM67 205V204H66ZM93 205V203L91 204ZM148 205V204H147ZM216 205V204H215ZM236 205V204H235ZM57 206V205H55ZM71 206V205H70ZM104 206V205H103ZM36 207V209H40L38 210V212L35 214L33 212V209ZM76 207V206H75ZM94 207V206H93ZM96 207V206H95ZM100 207V206H99ZM231 207H232V204H231ZM80 208V207H79ZM104 208V207H103ZM121 208V207H120ZM132 208V207H131ZM146 208V207H144ZM60 209V207L58 208V210ZM98 209V208H97ZM106 209V207H105ZM124 209V208H123ZM126 209V208H125ZM147 209V208H146ZM185 209V208H183ZM113 210V208H112ZM187 210V209H186ZM216 210V209H215ZM235 210V211H236ZM87 211V210H86ZM93 211V210H92ZM97 211V210H96ZM100 211V210H99ZM105 211V210H104ZM107 211V210H106ZM125 211V210H124ZM167 211V210H166ZM165 211V212H166ZM224 211V209L222 210ZM233 211V210H232ZM238 211V213H239ZM64 212V211H63ZM67 212V211H66ZM114 212V211H113ZM119 212V211H118ZM126 212V211H125ZM188 212V211H187ZM227 212V210H226ZM234 212V211H233ZM248 212V211H247ZM55 213V212H54ZM59 213V212H58ZM124 213V212H123ZM121 213V214H123ZM194 213V212H193ZM224 213V212H223ZM235 213V212H234ZM57 214V213H56ZM55 214V215H56ZM76 214V213H75ZM90 214V213H88ZM110 214V213H109ZM254 214V213H253ZM65 215V214H64ZM70 215V214H69ZM82 215V214H81ZM94 215V214H93ZM95 215H98V214H95ZM223 215V214H222ZM229 215V214H228ZM233 215V214H232ZM240 215V214H239ZM59 216V215H58ZM106 216V215H105ZM134 216V215H133ZM160 216V215H159ZM165 216V215H164ZM161 217V216H160ZM232 217V216H231ZM230 217V218H231ZM2 218V217H1ZM7 218H8V215H7ZM117 218V217H116ZM167 218V217H166ZM173 218V217H171ZM10 219V218H9ZM64 219V218H63ZM76 219V218H74ZM102 219V218H101ZM168 219V218H167ZM233 219V218H232ZM236 219V218H235ZM245 219V218H244ZM132 220V219H131ZM134 220V219H133ZM161 220V219H160ZM159 220V221H160ZM100 221V220H99ZM231 221V220H230ZM233 221V220H232ZM5 222V220H4ZM10 222V221H8ZM13 222V221H12ZM61 222V221H60ZM65 222V221H64ZM74 222V221H73ZM89 222V221H88ZM224 222V221H223ZM226 222V221H225ZM224 222V223H225ZM237 222V221H236ZM2 223V222H1ZM82 223V222H81ZM99 223V222H98ZM163 223V222H162ZM222 223V222H221ZM234 223V221H233ZM245 223V222H244ZM57 224V223H56ZM79 224V223H78ZM132 224V223H131ZM215 224V223H214ZM238 224V223H237ZM247 224V223H246ZM85 225V224H84ZM90 225V224H89ZM218 225V224H217ZM66 226V225H65ZM77 226V225H76ZM87 226V225H86ZM91 226V225H90ZM184 226V225H183ZM72 229H73V226H71ZM70 227V228H71ZM82 227V226H81ZM226 227V226H225ZM224 227V228H225ZM238 227V226H237ZM246 227V226H245ZM52 228V227H51ZM55 228L57 229L58 227L55 226ZM65 228V227H64ZM69 228V227H68ZM75 228V227H74ZM79 228V227H77ZM89 228V227H88ZM97 228V227H96ZM227 228V227H226ZM250 228V227H249ZM81 229V228H80ZM214 229V228H213ZM68 230V229H66ZM79 230V229H78ZM87 230V229H86ZM221 230V229H220ZM228 230V228H227ZM17 231V230H16ZM76 231V230H75ZM83 231V230H82ZM234 231V230H233ZM255 231V230H254ZM80 232V231H79ZM180 232V231H179ZM227 232V231H226ZM256 232V231H255ZM28 233V234H27ZM57 233V231H56ZM212 233V232H211ZM216 233V232H215ZM7 234V233H6ZM10 234V233H9ZM80 234V233H79ZM86 234V233H85ZM210 234V233H209ZM51 235V234H50ZM81 235V234H80ZM70 236V235H68ZM77 236V235H76ZM217 236H220L217 235ZM227 236V235H226ZM249 236V235H248ZM7 237V236H6ZM12 237V236H11ZM46 239H45V238ZM97 237V236H96ZM99 237V236H98ZM174 237V236H173ZM88 238V237H86ZM94 238V237H93ZM248 238V237H247ZM254 238V237H253ZM10 240V239H9ZM50 240V239H49ZM91 240V239H90ZM68 241V240H67ZM96 241V240H95ZM252 241V240H251ZM54 242V241H53ZM60 242V241H59ZM84 242V240L82 241ZM93 242V241H92ZM246 248V247H245ZM39 250L41 251L40 253H36V250ZM85 251V250H84ZM249 257V256H248Z\"/></svg>",
  "mask_w": 264,
  "mask_h": 264
}]
</instances>
